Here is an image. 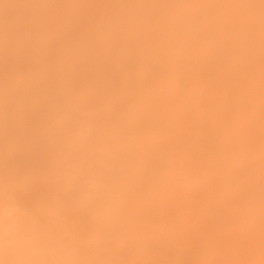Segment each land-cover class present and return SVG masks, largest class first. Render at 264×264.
Segmentation results:
<instances>
[{"label": "rangeland", "instance_id": "obj_1", "mask_svg": "<svg viewBox=\"0 0 264 264\" xmlns=\"http://www.w3.org/2000/svg\"><path fill=\"white\" fill-rule=\"evenodd\" d=\"M262 254L264 0H0V264Z\"/></svg>", "mask_w": 264, "mask_h": 264}, {"label": "bare ground", "instance_id": "obj_2", "mask_svg": "<svg viewBox=\"0 0 264 264\" xmlns=\"http://www.w3.org/2000/svg\"><path fill=\"white\" fill-rule=\"evenodd\" d=\"M225 9H226V7H224ZM223 8V9H224ZM33 101H35V99H32ZM31 100V101H32ZM43 101H45V100H43ZM42 101V103L44 104V103H46V101L45 102H43ZM50 100H49V98H48V101L47 102H49ZM52 101V100H51ZM54 102V101H53ZM39 103V104H38ZM50 103V102H49ZM37 104V105H36ZM41 105V103H40V101H38L37 103H35V104H33V106L34 107H32V108H34V109H36V108H38L39 106ZM253 114H254V112H253ZM250 116V115H249ZM254 116V115H253ZM256 116V115H255ZM17 127H18V130L20 129V130H24V128H23V126H20V125H16ZM242 126V125H241ZM251 127V126H250ZM22 128V129H21ZM249 129V128H248ZM250 132H251V130H250ZM253 132V131H252ZM171 133V132H170ZM255 133V132H254ZM259 133V132H258ZM242 134H244V133H242ZM247 134V133H246ZM253 134V133H252ZM248 135V134H247ZM257 135V134H256ZM253 137H255V136H253ZM258 139V138H257ZM214 142V141H213ZM26 147V146H25ZM31 147V146H30ZM29 148V147H28ZM25 149V148H24ZM33 149V148H32ZM50 149V148H49ZM260 149V148H259ZM259 149H257V150H259ZM28 150V149H27ZM29 151V150H28ZM28 151H26V149H25V153L27 152V153H29V152H31V150L28 152ZM261 151V150H260ZM45 152H46V150H45ZM259 152V151H258ZM26 153V154H27ZM33 152H31V154H32ZM30 154V155H31ZM28 155V154H27ZM36 154H34V156H35ZM29 156V155H28ZM46 156V155H45ZM30 157V156H29ZM31 158H33L32 156H31ZM223 158H224V156H223ZM220 159V158H219ZM220 162V161H219ZM225 162V161H224ZM226 162H227V160H226ZM211 163V162H210ZM221 163V162H220ZM161 165V164H160ZM226 165V164H225ZM222 166V165H221ZM227 166V165H226ZM224 167V166H223ZM185 171V170H184ZM170 172V171H169ZM168 172V173H169ZM185 172H187V171H185ZM174 173V172H173ZM178 173V172H177ZM182 173V172H181ZM184 173V172H183ZM170 175V174H169ZM175 175V174H174ZM228 176V175H227ZM166 178L168 179V177L166 176ZM170 179V178H169ZM257 180L259 179V178H256ZM256 179H254V182L255 181H257ZM164 180H166V179H164ZM260 180V179H259ZM168 181V180H167ZM226 181H227V179H226ZM228 182V181H227ZM230 183H233V182H230ZM247 183V182H246ZM249 183V182H248ZM256 184V183H255ZM255 184L253 183V185L255 186ZM248 185H250V184H248ZM257 185H258V183L256 184V187H257ZM229 186H232L231 184H229ZM224 188H226V187H224ZM230 188V187H229ZM252 189V188H251ZM225 190V189H224ZM224 190H221L220 192H222V191H224ZM254 190V189H253ZM211 192H213V191H211ZM219 192V193H220ZM235 192V191H234ZM210 193V192H209ZM216 193V192H215ZM214 193V194H215ZM218 193V192H217ZM253 193H255V192H253ZM207 194V193H206ZM205 194V195H206ZM224 194H226V193H224ZM228 194V193H227ZM220 195H222V193L220 194ZM212 197V196H211ZM219 197V196H218ZM214 198V197H213ZM225 198H226V195H225ZM220 201H222V200H220ZM216 202V201H215ZM226 202V201H225ZM219 204H222V202H218ZM224 203V202H223ZM227 203V202H226ZM211 207H212V204L210 205ZM211 207L209 208L210 210H211ZM212 210H215V207H213V209ZM258 248H256V250H257ZM261 249V248H260ZM258 251H256V253H257ZM261 252H262V250H261ZM232 254V253H231ZM248 254V253H247ZM259 255V254H258ZM262 255H264V254H262ZM230 256H233V255H230ZM256 256H257V254H256ZM260 257H262V256H260ZM259 257V258H260ZM227 258H228V256H227ZM230 258V257H229ZM262 259H264V258H262ZM234 261V260H233ZM235 261H236V259H235ZM234 261V262H235ZM238 262V261H237ZM237 262H235L234 264H236ZM243 264H245L244 262H242ZM232 264V263H231ZM237 264H239V263H237Z\"/></svg>", "mask_w": 264, "mask_h": 264}]
</instances>
